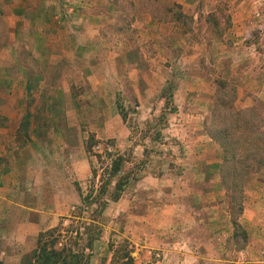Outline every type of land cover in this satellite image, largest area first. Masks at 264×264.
Masks as SVG:
<instances>
[{
  "label": "crops",
  "instance_id": "obj_1",
  "mask_svg": "<svg viewBox=\"0 0 264 264\" xmlns=\"http://www.w3.org/2000/svg\"><path fill=\"white\" fill-rule=\"evenodd\" d=\"M114 1L0 0L3 264H22L39 233L82 204L93 167L91 135L131 145L112 99L121 58L102 40L104 22L119 13ZM177 127L187 149L175 168L131 177L107 207L118 210L133 240L134 264H264V171L245 185L242 237L225 205L219 146L204 122Z\"/></svg>",
  "mask_w": 264,
  "mask_h": 264
},
{
  "label": "rangeland",
  "instance_id": "obj_2",
  "mask_svg": "<svg viewBox=\"0 0 264 264\" xmlns=\"http://www.w3.org/2000/svg\"><path fill=\"white\" fill-rule=\"evenodd\" d=\"M114 4L119 13L104 22L102 40L112 46L111 56L121 58L113 74L112 99L114 111L122 107L126 112L123 121L131 130V145L121 148L115 139H94L89 151L92 174L84 192L95 201L86 205L84 200L64 219V229L70 231L81 211L83 221L102 231L93 243L91 264H112L115 255L123 254L122 245L132 249L134 258V243L121 228L118 210L110 213L107 207L117 192V181L123 190L131 177L150 167L155 172L175 168L187 149L177 124L204 122L208 134L219 126L228 128L240 116L249 139L264 146V0H115ZM166 86H173L170 101L162 95ZM201 108L208 113L193 115ZM213 140L223 155L219 141ZM118 154L125 158L122 168L130 171L128 180L112 175V160ZM230 162L228 157L226 165ZM240 178L226 179L225 205L232 207L233 221L242 212L249 180ZM236 233L243 237L241 226H236ZM89 234H83L81 245Z\"/></svg>",
  "mask_w": 264,
  "mask_h": 264
},
{
  "label": "trees",
  "instance_id": "obj_3",
  "mask_svg": "<svg viewBox=\"0 0 264 264\" xmlns=\"http://www.w3.org/2000/svg\"><path fill=\"white\" fill-rule=\"evenodd\" d=\"M180 15H183L181 11ZM172 90L173 86H166L163 88L162 95L163 97H166L168 101L172 100V96L169 97L170 92H173ZM120 108V114L126 121V112L122 107ZM175 111L176 107L173 106L172 112ZM236 119V122L229 125L226 129L219 126L217 132H208L209 136L219 141L223 150L224 157L223 162L220 165V171L222 173L223 184L226 190L229 188V185L226 183L228 175H231L233 178H240L241 176L246 181L250 178V175L264 168V146L249 139L248 133H246L248 130L247 125L240 121V116ZM233 128L235 129L233 130ZM235 133L236 135H234ZM94 139L95 137L91 136L90 140L87 142L88 151L93 149V146L96 143V139ZM228 157H231L230 166L226 165ZM124 159L125 158L119 154L113 158L112 175H123V178L128 180L130 171H124L122 168ZM240 181L241 178L237 185L241 184ZM119 186L120 182L117 181L115 186L117 192H114L111 197L113 201L117 200L121 195L122 188H119ZM84 200L86 201V205L95 201H89V194L85 195ZM239 207L242 209L241 204ZM80 209L82 210L81 207ZM77 216H80V220H77L78 224L75 225L73 229L71 228L70 231H65L64 229V217L61 218L58 225L41 231L37 238L36 247L24 254L22 264H91L93 243L100 237L102 231L99 227H94L93 222L83 221L81 219V211ZM79 222L82 225L79 224ZM233 222L238 226L237 220H234ZM83 224L85 227L84 229H81ZM68 232L75 234L66 236V233ZM88 232L90 234L87 238V242L85 245H81L80 240L83 239V234ZM120 251H122L123 254L119 257L115 255L112 264H116V260L118 264H134V258L131 255L132 249L129 248L128 245H122L119 249V252Z\"/></svg>",
  "mask_w": 264,
  "mask_h": 264
},
{
  "label": "built area",
  "instance_id": "obj_4",
  "mask_svg": "<svg viewBox=\"0 0 264 264\" xmlns=\"http://www.w3.org/2000/svg\"><path fill=\"white\" fill-rule=\"evenodd\" d=\"M229 264H250L246 259H236L229 262Z\"/></svg>",
  "mask_w": 264,
  "mask_h": 264
}]
</instances>
